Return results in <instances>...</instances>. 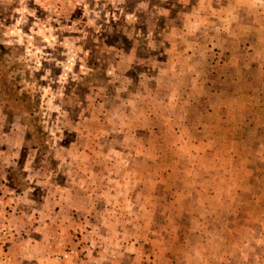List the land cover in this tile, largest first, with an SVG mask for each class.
Returning <instances> with one entry per match:
<instances>
[{
  "label": "rangeland",
  "instance_id": "rangeland-1",
  "mask_svg": "<svg viewBox=\"0 0 264 264\" xmlns=\"http://www.w3.org/2000/svg\"><path fill=\"white\" fill-rule=\"evenodd\" d=\"M0 264H264V0H0Z\"/></svg>",
  "mask_w": 264,
  "mask_h": 264
},
{
  "label": "crops",
  "instance_id": "crops-1",
  "mask_svg": "<svg viewBox=\"0 0 264 264\" xmlns=\"http://www.w3.org/2000/svg\"><path fill=\"white\" fill-rule=\"evenodd\" d=\"M1 197V196H0Z\"/></svg>",
  "mask_w": 264,
  "mask_h": 264
}]
</instances>
